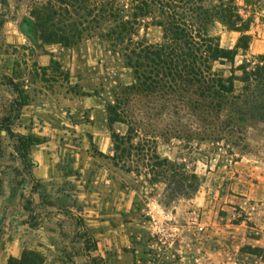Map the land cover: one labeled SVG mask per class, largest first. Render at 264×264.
Segmentation results:
<instances>
[{"label": "rangeland", "instance_id": "1", "mask_svg": "<svg viewBox=\"0 0 264 264\" xmlns=\"http://www.w3.org/2000/svg\"><path fill=\"white\" fill-rule=\"evenodd\" d=\"M41 1L0 0L1 220L38 225L32 232L36 246L24 247L19 257L35 250L42 264H48V255L55 256L54 264H264L262 110H248L255 120L245 131L248 148L240 157L194 137L190 114L177 129L184 138L164 137L163 122L156 132L142 128L115 149L107 106L116 95L123 98L119 113L152 123L157 117L147 118L150 111L141 100L124 99L134 72L107 40L84 37L71 46L43 42L30 14ZM221 2L246 28L231 29L210 17ZM152 6L139 27L140 36L151 42L164 36L154 19L171 17L180 30L200 29L226 48L249 34L248 49L239 50L233 64L215 62L214 69L225 75L264 53V0H154ZM125 9L129 16L132 10ZM235 86L238 92L243 82L237 79ZM92 105L100 111L97 117L107 120L102 127L95 126ZM112 127L122 135L128 131L123 121ZM101 128L108 131V144L96 138ZM155 134V142L142 139ZM20 135L37 141L30 145ZM45 142L49 153L41 145L39 156H50L62 173L49 187L35 177L31 154ZM165 159L174 163L173 170ZM194 175L200 178L197 191Z\"/></svg>", "mask_w": 264, "mask_h": 264}, {"label": "trees", "instance_id": "2", "mask_svg": "<svg viewBox=\"0 0 264 264\" xmlns=\"http://www.w3.org/2000/svg\"><path fill=\"white\" fill-rule=\"evenodd\" d=\"M137 1L127 0L124 4L123 0H44L35 3L30 14L45 43L71 46L84 37L96 36L110 42L114 52H123L126 58L124 64L133 69L135 78V82L127 86L124 99L141 100V105L150 111L147 118L153 115L157 119L153 123L138 121L119 113L123 98L120 100V96L116 95L115 102L107 106L115 149L123 140L131 142L142 128L149 127L150 131L156 132L163 122L164 137L184 138L182 133H177V129L181 127V118L190 114L195 124L194 137L198 140H208L233 156L239 154L240 157L246 153L248 143L245 131L248 126L254 125L253 114L262 110L261 118L264 119V53L256 57L254 64L245 60L225 75L214 69L215 62L225 63L228 60L233 64L239 50L248 49L249 34L240 35L234 47L226 48L221 46L219 38L200 29L180 30L175 17H171L169 20L154 19L153 23L163 26L164 36L162 41L151 42L140 36L139 27L141 19L155 10L152 6L154 0ZM125 6L132 10L129 16L124 13ZM214 10L216 13L210 17L219 19L227 27L236 30L246 28L238 25L241 16L228 12L223 8V2ZM121 44L124 47L119 49ZM236 69L241 70V75L235 73ZM237 79L243 82L238 92L235 86ZM115 121L127 123L126 134L114 130L112 124ZM20 137L30 145L32 141H37L24 135ZM157 137L155 134L142 139L150 143L155 142ZM163 164L168 170L174 169V163L167 159ZM194 177V190L197 191L200 178L197 175ZM29 224L38 227L32 221ZM92 238L96 246L95 237ZM42 263L43 257L39 252L24 250L19 258L9 257L7 264Z\"/></svg>", "mask_w": 264, "mask_h": 264}, {"label": "crops", "instance_id": "3", "mask_svg": "<svg viewBox=\"0 0 264 264\" xmlns=\"http://www.w3.org/2000/svg\"><path fill=\"white\" fill-rule=\"evenodd\" d=\"M87 102V101H85ZM94 104V103H93ZM87 105V104H84ZM89 105V104H88ZM93 106V105H92ZM91 108V113L95 118V126L98 124L104 125L106 122V118L104 116L98 118L100 111L95 106ZM101 122V123H100ZM104 127V126H103ZM29 129V128H28ZM101 131H95V134H99L100 136H96V138L100 137L107 142L110 140L107 133H104V130L101 128ZM49 142H45L43 144H39L37 146H33L31 149V154L34 156V160L37 163L34 170L35 177L41 182L44 186L49 187V184H53L51 181H59L61 179V172L59 168L55 165V160L52 159L50 156H39L42 152L41 145L43 148L46 147V153H49L51 146H48ZM40 146V148L38 147ZM49 155V154H48ZM51 155V154H50ZM101 199L104 201L103 195ZM5 209V202L4 200H0V264H6L9 257H19L24 247H35L36 245L33 243V230H37L36 227H33L29 224V222L25 223V226L22 227L20 224L11 223L10 221L3 222L1 220V215ZM102 223L110 222L109 220H101ZM116 222V221H115ZM118 223V221H117ZM113 226V225H112ZM119 227V225H118ZM44 226H41V229H44ZM104 234V233H103ZM98 242V241H97ZM100 245V242H98ZM121 257V255H119ZM55 256L48 255L45 258V263L54 264ZM126 264H129L126 261Z\"/></svg>", "mask_w": 264, "mask_h": 264}]
</instances>
